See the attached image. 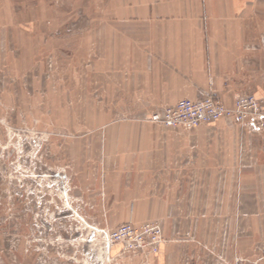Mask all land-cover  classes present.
I'll return each instance as SVG.
<instances>
[{
	"label": "rangeland",
	"instance_id": "374dc122",
	"mask_svg": "<svg viewBox=\"0 0 264 264\" xmlns=\"http://www.w3.org/2000/svg\"><path fill=\"white\" fill-rule=\"evenodd\" d=\"M119 16V0H0V264L263 258L264 120L233 115L192 130L154 120L184 99L234 108L251 93L224 101L194 90L208 78L190 73L196 60L155 44L127 51L108 34ZM201 148L224 165L217 182L191 188L202 203L172 201L180 192L157 164ZM124 224L158 225L161 242L149 231L113 245Z\"/></svg>",
	"mask_w": 264,
	"mask_h": 264
},
{
	"label": "crops",
	"instance_id": "0c3cea01",
	"mask_svg": "<svg viewBox=\"0 0 264 264\" xmlns=\"http://www.w3.org/2000/svg\"><path fill=\"white\" fill-rule=\"evenodd\" d=\"M119 11L108 34L127 51L155 44L163 56L196 60L192 67L197 70L190 73L208 78L194 90L214 91L228 102L233 92L264 100V0H119ZM133 43L140 45L133 48ZM181 151L174 150V161L157 164L155 170L168 171L169 182L180 192L170 196L172 201L202 203L206 195L191 194V188L214 186L224 165L208 161L216 154L202 148Z\"/></svg>",
	"mask_w": 264,
	"mask_h": 264
},
{
	"label": "built area",
	"instance_id": "2783aa9c",
	"mask_svg": "<svg viewBox=\"0 0 264 264\" xmlns=\"http://www.w3.org/2000/svg\"><path fill=\"white\" fill-rule=\"evenodd\" d=\"M239 116L241 119L247 115L256 116L264 120V100L257 98L254 94L238 96L234 108H229L221 100L213 96L204 97L198 100L184 99L175 106L166 108L162 113L156 114L154 120L165 123L173 128L192 130L203 125H210L219 122L223 118ZM155 234L154 241L160 243L162 239V228L158 225L138 231L131 224H124L110 234V241L114 244L122 243L126 237L133 233L143 235ZM110 242V243H111ZM248 264H264V257L247 262Z\"/></svg>",
	"mask_w": 264,
	"mask_h": 264
}]
</instances>
